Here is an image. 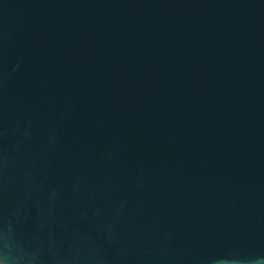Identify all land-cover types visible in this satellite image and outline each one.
Masks as SVG:
<instances>
[{"label":"water","instance_id":"1","mask_svg":"<svg viewBox=\"0 0 264 264\" xmlns=\"http://www.w3.org/2000/svg\"><path fill=\"white\" fill-rule=\"evenodd\" d=\"M0 264H264V0H0Z\"/></svg>","mask_w":264,"mask_h":264}]
</instances>
